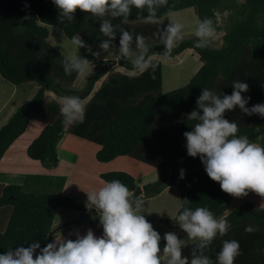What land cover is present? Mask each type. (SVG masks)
Segmentation results:
<instances>
[{"label": "trees", "instance_id": "1", "mask_svg": "<svg viewBox=\"0 0 264 264\" xmlns=\"http://www.w3.org/2000/svg\"><path fill=\"white\" fill-rule=\"evenodd\" d=\"M239 1L236 5L231 0H168L157 9L155 22L150 23L144 19L147 8H133L130 16L115 18L110 14L97 17L77 9L69 20L52 0H0V77L14 86L29 82L38 85L32 99L19 106L0 127V175L63 180L58 195L25 193L15 184L3 187L0 207L10 206L11 211L5 230L0 232V253L18 245L27 247L37 240L44 247L56 236L75 240L77 233L86 235L90 229L101 236L99 218L67 227L61 233L57 232L59 227H53V221L59 207L77 208V200L88 201V192L98 190L106 181L119 179L132 192L144 190V196L136 200L153 197L166 187L177 188L180 208L173 218L161 221L179 228L178 238L190 259L201 252L199 240L190 243L176 217L185 207L206 206L217 218L225 217L231 227L225 236L213 240L205 254L215 262L222 241L235 239L241 254L234 264H264V209L245 203L227 212L231 194L222 191L219 182L207 175L199 156L188 155L184 136L196 123L188 116L193 110L199 111L197 99L204 88L230 95L232 82L239 79L249 84V91L242 93L251 96L246 107L264 103V0ZM190 7L196 9L198 23L209 17L218 29L217 13H221L228 24L224 25L226 31L218 48L196 47L197 41L205 42L196 36L185 37L173 47L170 57L186 49L199 56L201 66L187 85L162 93L161 63L152 59L150 64H158L154 73L151 67L136 75L115 72L92 93L106 72L94 74L109 62L105 58L110 55H116L129 72H136L132 61L143 51L137 47V35L145 37L146 60L154 55L165 57L166 47L160 45L168 25L164 18ZM105 19L112 22L114 37L100 32ZM49 26L58 28L69 39L78 35L87 45L84 58L96 65L80 90L74 88L78 72L71 69L70 74L66 73L64 62L68 59L48 42ZM123 30L133 37L128 56L120 53ZM103 40H110L108 49L101 47ZM47 92L59 98L77 95L82 101L92 93L85 104L84 122L66 125L61 105L48 98ZM224 116L237 122L238 134L264 145V117L256 113L249 116L238 106L226 110ZM59 152L69 154L73 160L60 158ZM181 169L185 170L183 178ZM156 172V181L137 185ZM247 226L255 230L245 231ZM165 243L162 240L160 246Z\"/></svg>", "mask_w": 264, "mask_h": 264}, {"label": "clouds", "instance_id": "2", "mask_svg": "<svg viewBox=\"0 0 264 264\" xmlns=\"http://www.w3.org/2000/svg\"><path fill=\"white\" fill-rule=\"evenodd\" d=\"M62 10V15L69 20L77 9L91 13L93 16L128 17L132 9L147 8L146 22L153 23L157 18V9L168 3V0H52ZM27 6V5H26ZM184 24L173 21L166 26L165 59H170L172 49L178 40H182L181 29ZM100 32L105 36L114 37V26L108 19L100 24ZM196 47L206 48L216 38L213 20L205 17L200 20L195 31ZM133 37L123 30L120 37V53L131 55L130 43ZM145 37L136 36L137 47L143 49L132 61L134 71L143 73L151 67L153 73L158 64H150L145 59L147 51ZM75 46H82L78 36L72 37ZM101 47L108 49L110 40H103ZM74 69L83 75L89 69L87 59L72 56L64 62V70L70 74ZM233 91L230 95H219L216 91L204 88L197 99L198 110L189 113L188 118L196 121L190 131H185L188 155L201 159L207 175L219 182L222 191L236 197L246 196L249 191L264 196V145L253 142L247 135L238 134L237 122L226 119V110L239 107L251 116L256 113L264 117V103L246 107L251 96H242L249 91V84L242 80L232 82ZM85 105L77 95H65L61 98L60 112L66 125L85 120ZM184 169L180 170L183 178ZM141 196V195H140ZM133 192L119 179L106 181L98 190L88 192L90 204L100 211V222L103 234L97 236L90 229L86 235L77 238L62 239L56 236L51 242L41 247L39 240L27 247L18 245L0 253V264H162L161 234L154 230L152 224L141 214L142 199L132 202ZM188 203L187 200L184 202ZM181 228L191 238H198L199 255H194L190 264H234L241 254L239 241L223 240L217 253L216 261L205 254L213 240L225 236L230 230V223L225 217L217 218L206 206L185 207L176 217ZM247 226L245 231H254ZM166 241L163 253L167 257L166 264H189L187 257H182L183 241L174 232L164 234ZM39 250V251H37Z\"/></svg>", "mask_w": 264, "mask_h": 264}, {"label": "rangeland", "instance_id": "3", "mask_svg": "<svg viewBox=\"0 0 264 264\" xmlns=\"http://www.w3.org/2000/svg\"><path fill=\"white\" fill-rule=\"evenodd\" d=\"M240 3L239 0H231V4L238 5ZM218 21L220 24L218 25L219 28L216 29V38L211 41L209 44L212 48H218L221 45V36L225 33L226 27L228 23H226V17L221 14L217 13ZM167 23H171L173 21H180L184 24V27L181 29V35L183 38L189 36H196L195 31L198 26V18L197 12L194 7L182 9L179 11H175L169 13L165 16ZM161 22V20H160ZM225 25V26H224ZM49 31L48 42L49 44L58 51L61 55L65 58L70 60L72 56H77L79 58L85 59L84 56L88 52L87 45L83 43L82 46H75L72 43V39L67 38L61 30L58 28L49 26L47 27ZM197 37V36H196ZM200 38V37H199ZM165 39H161L160 45L166 47ZM204 41L203 38H200ZM180 40L176 41L175 45ZM174 45V46H175ZM107 61H115L114 65H111L110 68L105 71V75L102 76L94 85L93 91L99 89L102 82L111 74L115 72H122L128 75H136L139 71L136 72H129L124 67H122L119 63V58L116 55H110L107 58ZM158 60L161 63L162 67V83H161V92L167 93L176 89H180L187 85L190 81L191 77L195 74V72L201 66V62L199 60V56L194 51H186L182 52L179 55L170 57V59H165L164 56L161 55H154L148 58V60ZM96 64H92L89 62V69L83 75L78 76L76 82L74 83V88L80 90L85 86L88 82V77L91 72L94 70ZM38 90V85L32 82L24 83L18 86L11 85L10 83L3 81L0 77V127L4 125L9 117L16 111V109L21 106L22 104L28 102L32 99L35 93ZM92 93L86 98L84 101V105L91 97ZM46 96L51 100H55L61 105V98L57 97L51 92H47ZM59 157L65 159L67 161H72L73 157L69 154L59 152ZM158 178V174L154 173L143 180L139 181L137 184L141 187L143 183H152L156 181ZM63 180L60 178L55 177H25V176H17V175H0V196L2 193V189L7 184H15L22 187V191L25 193H32L35 195H58L61 192ZM143 195V191L141 192V196ZM74 199V198H72ZM136 200V199H135ZM172 200V199H171ZM176 201V200H175ZM79 205L74 208H67V207H59L57 209L55 219L53 221V227L59 229L57 232H63L67 227L75 228L83 224H88L91 221H96L97 218L100 216V211L97 209L94 213L80 219V211L78 210L79 207L86 206L90 204L89 201L86 200H77ZM161 199L157 200L153 208L156 210L161 209ZM179 201H176L178 204ZM245 203H250L256 209H264V196H261L255 192L249 191L248 195L236 197L231 195V201L229 204V208L227 212L233 210L234 208L241 206ZM95 207V206H92ZM168 207H170V203H168ZM171 209V208H169ZM11 207L4 206L0 207V232L5 230L8 217L10 215ZM70 223L67 226H61L64 223ZM61 226V227H60ZM161 226V225H160ZM160 226L153 225L154 230L158 231ZM103 232V228L100 229ZM191 239V237H190ZM164 245H161V250L163 249ZM42 247V244H41ZM39 251V250H37ZM182 257H187L188 262L190 264V257L189 253L187 252L186 248L182 244ZM264 251V250H263ZM163 251H161L162 253ZM167 257L162 261V264H166Z\"/></svg>", "mask_w": 264, "mask_h": 264}, {"label": "crops", "instance_id": "4", "mask_svg": "<svg viewBox=\"0 0 264 264\" xmlns=\"http://www.w3.org/2000/svg\"><path fill=\"white\" fill-rule=\"evenodd\" d=\"M188 50L191 51L192 49H186V51H188ZM156 174H158V173L156 172ZM146 184H149V183H143L141 185V187L146 185ZM140 189L143 191L142 196H144V190L142 188H140ZM159 199H161V202H160L161 203V209L155 211V209L153 208V205ZM175 200L179 201L178 204L176 203ZM168 203H170V207H168ZM169 208H171V209H169ZM179 208H180L179 192H178L176 187L170 186V187H166L159 194H157L153 197L142 199V206H141L140 212L152 224V226L155 225L158 227L161 225L158 232L161 234V237H162L161 241H162V240H164L163 237H164L165 233L174 232L177 236L179 235V233H180L179 228L167 226L165 223H163L161 221L162 219H165V218H173L176 215ZM100 226L102 229V225H100ZM197 240H198V238H191L190 243H194ZM160 254H161V256L164 257V259L166 258L165 254L163 252ZM190 262H191V259H190Z\"/></svg>", "mask_w": 264, "mask_h": 264}, {"label": "water", "instance_id": "5", "mask_svg": "<svg viewBox=\"0 0 264 264\" xmlns=\"http://www.w3.org/2000/svg\"><path fill=\"white\" fill-rule=\"evenodd\" d=\"M115 64V61H111V62H108L102 66L99 67V69L95 72L94 76H97L98 74L102 73V72H105L107 71L111 65H114ZM141 192L142 190L139 189V190H134L133 191V198H132V202L138 197L141 195ZM78 210L80 211V219L94 213L97 209L95 207H91V208H88L86 206H83V207H79Z\"/></svg>", "mask_w": 264, "mask_h": 264}, {"label": "built area", "instance_id": "6", "mask_svg": "<svg viewBox=\"0 0 264 264\" xmlns=\"http://www.w3.org/2000/svg\"><path fill=\"white\" fill-rule=\"evenodd\" d=\"M217 18H218V16H217ZM218 20V19H217ZM218 21H220V20H218ZM218 24H220L219 22H218Z\"/></svg>", "mask_w": 264, "mask_h": 264}]
</instances>
